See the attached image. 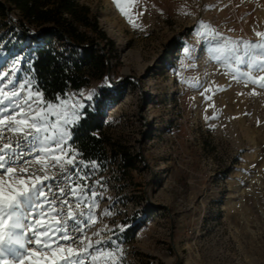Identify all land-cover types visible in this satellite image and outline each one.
<instances>
[{
  "label": "rangeland",
  "instance_id": "374dc122",
  "mask_svg": "<svg viewBox=\"0 0 264 264\" xmlns=\"http://www.w3.org/2000/svg\"><path fill=\"white\" fill-rule=\"evenodd\" d=\"M77 1L114 42L111 78L126 81L127 89L109 108L106 128L137 156L136 169L124 171L119 159L106 168L90 164L71 138L63 151L52 142L45 146L52 155L40 154L39 161L26 155L29 164H12L17 172L28 168L24 180L33 172V180L47 175L44 196L55 205L42 197V216L22 209L29 227L16 231L24 232L32 255L21 260L9 254L5 264H64L62 257L77 264H264V49L244 47L264 40L258 35L264 33V0ZM2 24L0 19V72L12 83L2 86L0 99L19 92L15 99L23 111H6L0 119L14 116L31 131L34 118L47 114V125L61 129L65 117L73 120V113L93 106L87 97L99 92L97 82L58 103L43 94L40 102L28 99V88L41 93L32 66L37 44L17 49ZM7 104L5 99L0 107ZM21 136L5 128L0 147L15 148L20 140L28 152ZM73 158L77 164H68ZM0 176L16 181L3 170ZM13 222L6 218L5 230ZM60 228L70 240L57 241Z\"/></svg>",
  "mask_w": 264,
  "mask_h": 264
},
{
  "label": "trees",
  "instance_id": "16d2710c",
  "mask_svg": "<svg viewBox=\"0 0 264 264\" xmlns=\"http://www.w3.org/2000/svg\"><path fill=\"white\" fill-rule=\"evenodd\" d=\"M0 19L15 36L16 48L20 43L37 44L32 66L46 102L58 103L70 92L98 83L93 106H86L70 129L71 145L83 160L106 168L119 159L124 171L136 169L137 156L116 142L106 128L108 110L122 102L127 82L111 78L115 45L91 9L77 0H0ZM106 81L112 88H103Z\"/></svg>",
  "mask_w": 264,
  "mask_h": 264
},
{
  "label": "snow or ice",
  "instance_id": "6c2138e0",
  "mask_svg": "<svg viewBox=\"0 0 264 264\" xmlns=\"http://www.w3.org/2000/svg\"><path fill=\"white\" fill-rule=\"evenodd\" d=\"M258 35L264 37V33H258ZM244 47L246 49L252 47L264 49V40H261L259 43L255 44H246L244 45ZM235 50L236 49H234V51ZM245 55H248V53L245 52ZM236 60L241 64L244 63V58L242 56H237ZM249 63L250 65L255 66L256 58L253 57V59L250 60ZM15 70L16 69L14 68L13 71ZM4 75L5 74L0 72V95H2V86L12 83L11 80L5 82ZM260 80L264 82V77H261ZM262 86H264V84H262ZM19 88L22 90L25 89L26 84H20ZM103 88H112V84L106 81L103 85ZM27 91L29 93L28 99H33L34 97L36 102H40L42 93H33L31 88H28ZM18 95L19 92L13 91L11 96L0 99V104H3L5 99L8 101L6 107H0V115H2L6 111L14 110L16 108H20L21 111H23V108L19 103L16 102L15 99ZM96 95L97 93L94 90L87 97V99L89 101H92ZM24 102L31 110L32 105L27 103V99ZM99 102L102 103L103 101L101 100ZM51 107L52 106L49 105L50 109ZM88 107H92V105L89 104ZM73 116L75 117V119L73 120H68L67 117H65V127L57 129L55 125L51 128L47 125L48 116L47 114H45L43 117L34 118V122L29 126L32 129L31 131L26 130V128L19 127L18 125L21 123V121L16 120L14 116H3V118L0 119V138H2V134L5 128H7L8 131L17 133L18 135L22 134L21 138L26 142L24 147H28L30 149L28 152H25L21 146L20 140H17L15 148L12 147L11 144H4L3 147H0V170H3L6 174H10V176L12 177H16L15 183H9L8 181H5L2 176H0V264H5L7 256L9 254L18 257L21 260L25 258V253L27 252V249L25 247L27 242L25 239V234L24 232L16 231L17 229L26 230L29 227V225L23 222L27 217L22 209L29 208L33 211L38 212V214L42 216L43 208L37 203L42 197L49 205L53 207L55 205L54 200L49 201L47 197L44 196L42 185L43 181L50 179L47 175H44L43 177L36 176L35 180H33L32 177L35 175V172H33L32 174H29L28 180H24L22 178V174L28 173V168H21L19 172H17L13 167H11V165L19 161H23L25 164H29V161L24 160V157L26 155L34 156V158L38 161L40 160V154H44L47 156L52 155V153L45 147L52 142L57 145L58 150L63 151L64 149L60 146L63 145L68 139H70L72 135L71 132L66 130V126L68 124L78 123V120L81 118V116H77L75 113H73ZM8 121H12V123H8ZM37 145H39L40 147L37 148ZM68 151L74 150L69 148ZM74 155H78V153H74ZM55 160L57 163H60L61 171H67V169L64 168L63 163H61V157L57 156L55 157ZM67 163L76 165L77 161L73 158L67 160ZM79 163L82 164L84 168H88L90 166L89 164H84L83 161H80ZM91 163L92 162H90V164ZM92 166H94V164H92ZM76 175H80L79 169L76 170ZM82 179L86 180L87 177H82ZM29 181H31V187H29ZM63 193L64 190L61 189V195H63ZM92 195L95 196V193H92ZM79 198L80 197H78V199ZM6 218H14V222L8 227L7 230H5L4 227ZM89 219H91V215L89 216ZM36 223L39 224V221H36ZM119 230L124 231V228L121 227ZM58 232L61 233V235L57 236V241L61 238H63L64 240L71 239V237L67 235L65 229L60 228L58 229ZM33 235L39 237L40 233L34 232ZM48 239L50 240L51 237H48ZM100 243L102 242L97 241V244ZM36 244H42L39 238H37ZM89 247H91V245H89ZM68 251L72 252L74 250L69 249ZM97 251H99V249H97ZM27 255L31 256L32 253L27 252ZM112 255L113 253L110 252L109 256L111 257ZM61 259L64 261V264H77L76 259L70 260L68 257H62ZM92 259L95 260V257H92ZM8 264H11V261H8ZM80 264H83V262L80 261Z\"/></svg>",
  "mask_w": 264,
  "mask_h": 264
}]
</instances>
